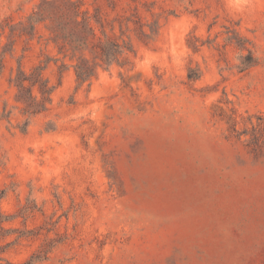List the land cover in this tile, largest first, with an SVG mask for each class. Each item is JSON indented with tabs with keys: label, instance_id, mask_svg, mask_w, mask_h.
<instances>
[{
	"label": "rangeland",
	"instance_id": "1",
	"mask_svg": "<svg viewBox=\"0 0 264 264\" xmlns=\"http://www.w3.org/2000/svg\"><path fill=\"white\" fill-rule=\"evenodd\" d=\"M37 1L0 0V20ZM135 4L155 38L89 87L66 70L24 131L9 78L56 50L39 26L5 55L0 207H35L4 224L18 239L1 264H264V0Z\"/></svg>",
	"mask_w": 264,
	"mask_h": 264
},
{
	"label": "trees",
	"instance_id": "2",
	"mask_svg": "<svg viewBox=\"0 0 264 264\" xmlns=\"http://www.w3.org/2000/svg\"><path fill=\"white\" fill-rule=\"evenodd\" d=\"M122 12L114 14L102 11L99 6L90 8L85 0H38L31 11L19 21L11 16L0 20V74L4 66V57L11 53L17 38L32 39L39 26L45 31L44 43L52 44L55 55H45L28 70L18 62L15 72L10 76L9 83L15 88V101L21 105L20 113L25 120L20 126L24 131L32 118L48 110L52 102V94L61 84L63 73L72 69L77 87H89L99 70H108L112 65L130 63V55L135 54V40L147 43L158 34L160 23L155 15L151 20L145 19L139 12L136 0ZM142 5L146 6L145 2ZM114 10L115 3L110 1ZM42 36V35H40ZM2 37L6 40L3 41ZM189 45L196 48L189 39ZM57 69V80L51 82L45 70L50 63ZM10 116V111L2 114ZM0 190V201L4 197ZM17 214L5 213L0 207V264L2 254L10 248L18 238L6 239L15 229L4 224L17 216H28L35 205L28 206ZM26 208L28 209L26 212ZM31 258L27 264H31Z\"/></svg>",
	"mask_w": 264,
	"mask_h": 264
}]
</instances>
